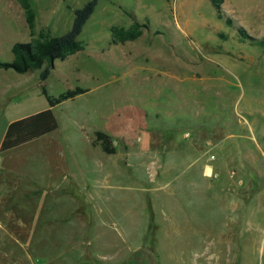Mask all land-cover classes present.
Returning <instances> with one entry per match:
<instances>
[{"label": "rangeland", "instance_id": "1", "mask_svg": "<svg viewBox=\"0 0 264 264\" xmlns=\"http://www.w3.org/2000/svg\"><path fill=\"white\" fill-rule=\"evenodd\" d=\"M87 1L31 0L35 30L66 33ZM222 10L220 19L211 0H99L79 36L84 49L56 60L45 82L41 70L0 69L9 88L0 91V138L10 120L49 108L42 87L50 97L88 90L54 107L59 128L0 157V168L44 185L70 173L92 192L67 181L62 194H31L20 184L3 204L11 228L18 212L27 220L42 205L58 215L102 208L118 225L97 227L95 245L120 256L133 248L130 264H264V49L240 35L264 38V0H225ZM135 21L148 26L143 34L114 44L111 28ZM30 39L17 1L0 0V61ZM101 130L114 158L91 145ZM6 178L0 169V184ZM46 237L67 251L85 226L73 219Z\"/></svg>", "mask_w": 264, "mask_h": 264}, {"label": "crops", "instance_id": "2", "mask_svg": "<svg viewBox=\"0 0 264 264\" xmlns=\"http://www.w3.org/2000/svg\"><path fill=\"white\" fill-rule=\"evenodd\" d=\"M0 91H4L6 96H8L9 88L5 82H0ZM33 114H35V112L25 115L21 118ZM13 121L15 120H10L5 125L0 138V146L6 134L8 125ZM105 132L109 133V131ZM49 134L16 148L4 152L0 151L2 164L4 162L3 158L7 153L26 146H35V142L43 139ZM147 139L146 145H143V147L140 146V150H142L144 153H149V151L151 152L149 138ZM94 141L91 145L94 148H99L102 154L105 155L106 153L102 150V148H100L98 145H94ZM117 154L118 151L115 149L114 154L106 155H111L114 158V156ZM0 169L2 173L7 176L6 183L0 184V264H130L132 256L136 251L133 248H127L126 254L124 256H120L118 250H103L95 245L94 232L97 227H103L107 231L116 232L112 225H118V221L115 220L117 217L114 214L108 216L112 219V222L110 220L105 221V219H103L102 208H100V212H97L98 214L96 212L94 214V212L89 208L78 205L75 207L73 212L66 215H58L54 212L52 207L45 209L42 208V205L39 206L36 211L34 208H32L31 211L29 209L28 212H31V214L30 218L27 220H25L22 211L18 212L20 215H18V217L15 219L13 224L14 226L11 228V226L6 222V220L9 219L7 215H10L8 213L9 207L3 206V204L10 203L14 192L19 190L17 188L18 185L22 184L27 186L26 190L31 194L42 192L62 194L65 182L69 181V184L72 185L73 183L76 186L77 179L70 173H63L54 184L44 185L35 180L34 176L30 177L28 175H20L21 177H19L18 173H16L12 167L7 166L6 164H4ZM202 169L206 172L205 176H212L213 169L208 164H204ZM150 170L151 169H149L148 173ZM150 174L151 176L153 175L152 172H150ZM158 175L159 173L157 172L152 178L157 179L156 177ZM12 177H17V180H14ZM9 178H11V180H9ZM91 185H93V183L90 184L87 182V184H82L81 186L77 185V187L82 189L84 194H89V192H92ZM46 198L47 196H43L41 201L44 202ZM91 199L99 202L101 205L104 203V199L97 195H94V197ZM85 201H87V199ZM10 208L13 207L10 206ZM28 212H24V214ZM79 218L85 226V237H83V241L81 239L76 243L77 246L70 247L66 251L64 250L66 248H62L57 244L54 245V243L50 242V239L46 237L54 228L56 229L64 227L69 222H71V220ZM59 241H62V238H60ZM73 250L78 252L74 253L71 258L69 252ZM8 254L11 255L12 261L8 262ZM61 258L63 259L62 262L60 261ZM57 259H59V262H56Z\"/></svg>", "mask_w": 264, "mask_h": 264}, {"label": "trees", "instance_id": "3", "mask_svg": "<svg viewBox=\"0 0 264 264\" xmlns=\"http://www.w3.org/2000/svg\"><path fill=\"white\" fill-rule=\"evenodd\" d=\"M16 1L24 12L31 39L27 43L14 44L12 47L13 60L11 62L0 61V68L4 70L12 69L18 74H25L31 70H41L39 79L41 83L45 82L49 78L56 60L64 61L84 49L79 36L87 21L95 12L99 0H89L82 7L75 9L71 28L59 36H52L50 31L46 29L37 32L35 30L36 14L31 0ZM224 1L211 0L220 19L224 18L222 10ZM226 22L232 24V20L229 18H226ZM147 27L146 24L137 21L128 28L113 26L111 28L113 43L124 44L128 41H135L143 34L144 29ZM240 32L241 36L251 39L254 44L264 49V38L253 39L247 36L244 31ZM42 88L49 108L11 122L0 146L1 152L37 140L57 130L59 122L53 112V108L88 92L86 89L76 87L73 90L66 91L59 97H50L45 87ZM98 144H100L106 154L115 153L110 136L103 131L96 132L94 145Z\"/></svg>", "mask_w": 264, "mask_h": 264}]
</instances>
